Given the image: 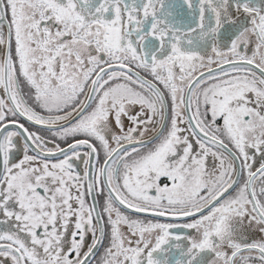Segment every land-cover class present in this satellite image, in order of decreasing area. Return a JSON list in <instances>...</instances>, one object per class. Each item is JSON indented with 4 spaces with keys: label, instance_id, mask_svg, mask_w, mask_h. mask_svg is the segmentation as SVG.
<instances>
[{
    "label": "snow or ice",
    "instance_id": "obj_1",
    "mask_svg": "<svg viewBox=\"0 0 264 264\" xmlns=\"http://www.w3.org/2000/svg\"><path fill=\"white\" fill-rule=\"evenodd\" d=\"M0 264H264V0H0Z\"/></svg>",
    "mask_w": 264,
    "mask_h": 264
}]
</instances>
